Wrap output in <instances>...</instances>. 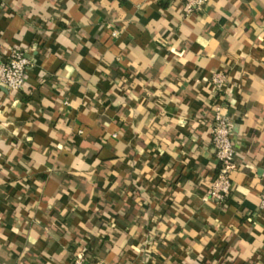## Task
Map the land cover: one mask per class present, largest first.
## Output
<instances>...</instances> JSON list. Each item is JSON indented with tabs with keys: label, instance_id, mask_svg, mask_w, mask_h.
Instances as JSON below:
<instances>
[{
	"label": "crops",
	"instance_id": "1",
	"mask_svg": "<svg viewBox=\"0 0 264 264\" xmlns=\"http://www.w3.org/2000/svg\"><path fill=\"white\" fill-rule=\"evenodd\" d=\"M120 31L112 35V29ZM0 264H264V0H0ZM228 91L215 92L212 76ZM225 102L238 168L205 202Z\"/></svg>",
	"mask_w": 264,
	"mask_h": 264
},
{
	"label": "built area",
	"instance_id": "2",
	"mask_svg": "<svg viewBox=\"0 0 264 264\" xmlns=\"http://www.w3.org/2000/svg\"><path fill=\"white\" fill-rule=\"evenodd\" d=\"M184 16L191 17L202 14L210 0H179ZM120 31L112 29L114 37ZM35 66L34 60L18 48H10L4 58H0V86L12 93L19 94L27 86L28 70ZM215 92L228 91L225 86L226 78L223 73L216 72L212 76ZM225 102L217 99L212 104L214 111L209 124V134L213 145L214 155L219 164V171L215 178L204 188L203 200L216 204H225L232 189V174L238 168L236 161L237 149L235 144V130L231 116L225 112ZM260 210H264V187L260 195ZM71 264H108L103 260H89L87 250L80 248L72 258Z\"/></svg>",
	"mask_w": 264,
	"mask_h": 264
},
{
	"label": "trees",
	"instance_id": "3",
	"mask_svg": "<svg viewBox=\"0 0 264 264\" xmlns=\"http://www.w3.org/2000/svg\"><path fill=\"white\" fill-rule=\"evenodd\" d=\"M218 171H219V164H218V167H217V170H216V174L218 173Z\"/></svg>",
	"mask_w": 264,
	"mask_h": 264
}]
</instances>
